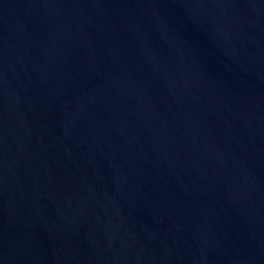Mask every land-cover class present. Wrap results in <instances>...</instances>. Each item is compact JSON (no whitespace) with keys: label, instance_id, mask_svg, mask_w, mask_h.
<instances>
[{"label":"water","instance_id":"1","mask_svg":"<svg viewBox=\"0 0 264 264\" xmlns=\"http://www.w3.org/2000/svg\"><path fill=\"white\" fill-rule=\"evenodd\" d=\"M0 264H264V0H0Z\"/></svg>","mask_w":264,"mask_h":264}]
</instances>
